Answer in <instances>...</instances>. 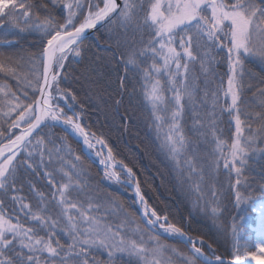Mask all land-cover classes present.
Listing matches in <instances>:
<instances>
[{"label": "snow or ice", "instance_id": "6c2138e0", "mask_svg": "<svg viewBox=\"0 0 264 264\" xmlns=\"http://www.w3.org/2000/svg\"><path fill=\"white\" fill-rule=\"evenodd\" d=\"M5 24L38 33L42 42L38 54L0 51V79L16 81L15 89L0 83V264H264V255L249 250L264 254V76L247 69L264 64V0H0V29ZM101 28L111 62L124 70L120 89L129 73L143 79L160 151L193 212L231 236L227 257L151 207L121 163L143 209L137 220L89 182L81 155L67 143V135L82 138L85 155L95 151L104 176L121 183L111 170L112 149L102 134L86 130L83 113L68 103L77 98L64 86L69 57L82 58L89 30ZM12 45L6 34L0 39V46ZM222 52L227 69L217 79ZM122 103V96L114 99L117 115ZM58 125L65 136L46 131ZM221 161L232 193L228 222L217 187ZM35 176L45 178L48 191Z\"/></svg>", "mask_w": 264, "mask_h": 264}, {"label": "trees", "instance_id": "16d2710c", "mask_svg": "<svg viewBox=\"0 0 264 264\" xmlns=\"http://www.w3.org/2000/svg\"><path fill=\"white\" fill-rule=\"evenodd\" d=\"M12 31V33L6 35V39H25L12 46L16 55H26V49L31 43L32 46L33 44L39 46L36 51L37 54L39 53L41 39L38 33L27 32L23 34L18 33L16 30ZM4 38L5 33H0V39ZM107 38L108 36L103 33L102 29L96 31L84 42V56L79 58L78 61L75 60V62H72L73 58L71 57L69 62L66 63L67 79L64 86L77 98L76 101H71L75 109L83 113L81 117L82 124L86 130L102 134L108 147L112 149L115 161L132 169L135 178L140 182L141 192L151 207L167 212L174 223L188 229L189 235L212 242V234L207 230L209 227L206 221L207 218L205 219L203 214L193 212L186 191L181 190L178 186L170 162L160 151L153 130L149 128L148 122H145L142 102L141 109H139L140 106L137 103L139 96L133 78H128L125 81L126 89H120L118 78L124 75V70L111 62L112 55L110 51H107L109 48ZM220 55L217 56L218 61L221 59ZM219 72V68H217L216 73ZM5 82L15 89V80L8 79L5 81L0 79V83ZM21 92L22 89L18 91V94ZM121 96L123 97V103L119 107V114L117 115V106L114 104V99ZM125 109H127V113H125ZM125 115L130 119H121ZM59 129H53L52 131L59 134V136H65L66 134L60 132ZM67 143L82 155L83 162L87 165L85 170L88 173L89 182L98 188L101 194L107 193L112 198L118 197L126 209L139 220L140 216L137 210L135 209L136 211L132 212L131 209L134 207L131 206L133 205V199L129 195L130 191L123 185H118L122 188L121 190L124 188L127 190H123L124 193L122 194L113 184L105 182L104 177L100 174V168L95 164H90V161L80 152V145L68 135ZM257 164L254 166L258 178L262 171V165L258 166ZM32 179L37 187L40 186L42 190L48 191L43 176H35ZM26 186L23 194L31 197L32 195H30ZM117 201L119 200L117 199ZM33 203H35L34 199ZM6 204L11 209V202L6 201ZM190 212L192 213L191 216L189 215ZM29 223L31 222L29 221ZM63 240L64 238L61 237V242ZM174 246L187 251L178 242Z\"/></svg>", "mask_w": 264, "mask_h": 264}, {"label": "rangeland", "instance_id": "374dc122", "mask_svg": "<svg viewBox=\"0 0 264 264\" xmlns=\"http://www.w3.org/2000/svg\"><path fill=\"white\" fill-rule=\"evenodd\" d=\"M59 12V8L57 7V8H55V9H53V14H57ZM57 18H59V16H57ZM102 29V31H103V33L107 36V32H106V30L105 29H103V28H101ZM12 30H15V29H11L10 27H9V25L8 24H5V26H4V28L3 29H0V33H5L6 35L7 34H9V33H12L13 31ZM11 31V32H10ZM25 33H27V32H25ZM25 33H23V34H25ZM22 38H8V40H11V41H13V45L12 46H15V45H17V43L18 42H21V41H24L25 39H23V40H21ZM108 39V38H107ZM42 42V41H41ZM12 46L11 47H4V46H0V51H6V52H8V53H10V54H15V52H14V48H12ZM17 47V46H16ZM39 48V46H37L36 44H33V46H32V43L31 44H29L28 45V47H27V49H26V54L27 53H36V51H37V49ZM221 59L219 60V63L217 64V65H214V67H215V70L217 69V68H219V73H217V79L219 78V77H221V76H224V73H225V71H226V69H227V64H226V60L224 59V57L226 56V53H221ZM71 57H69V59H70ZM75 60L76 61H78L79 60V58H75ZM150 63V62H149ZM247 69H248V71L249 72H251L255 77H257V78H259V77H261V76H264V64H260V63H252V64H248L247 65ZM131 78H133V80H134V82L136 83V89H137V93H138V96H139V98H138V101H137V103H138V105L140 106V108L139 109H141V102H142V112H145V114H144V116L143 117H145V122L147 121L148 122V124H149V128L151 129V130H153V134L155 135V137H156V133H155V130L153 129V127H152V123H153V118H152V116H151V108H150V106H149V104L144 100V98H143V94H142V85H143V83H144V81H143V79L140 77V76H133L131 73H129V79H131ZM164 79H166V77L164 78ZM225 86H226V79H225ZM21 94V93H20ZM29 94L31 95V93L29 92ZM167 95L169 96V97H171V93L169 92V93H167ZM23 98V97H22ZM61 103V105L62 106H64V101H61L60 102ZM68 103H71V104H73L72 103V101H71V99H70V97H68ZM73 106H74V104H73ZM74 108H75V106H74ZM67 110V109H66ZM76 110V109H75ZM77 111V110H76ZM78 112V111H77ZM187 119V118H186ZM82 122V121H81ZM0 124H3V118L2 117H0ZM191 125H190V122H188L187 124H186V130H187V128H189ZM223 127L225 128V133H226V135H227V131H228V120H227V113H225V120H224V124H223ZM233 127H234V124H233ZM55 129H59V128H55ZM17 130L18 129H15V130H13L15 133L17 132ZM53 129H51V130H46V131H51V132H53L52 131ZM59 130H61V129H59ZM60 132H62V133H64V134H66L64 131H60ZM56 136H58V137H61V136H59V134H55ZM71 138V137H70ZM157 138V137H156ZM72 139V138H71ZM73 140V139H72ZM157 140V139H156ZM157 142L158 143H160V141L159 140H157ZM71 146V145H70ZM80 147V152L86 157V159L87 160H89L88 158H87V156L85 155V153L83 152V150H82V148H81V146H79ZM71 148H72V150H73V152H75L76 154H79V153H77L75 150H74V148L71 146ZM79 150V149H78ZM79 155H81V154H79ZM164 155V154H163ZM82 156V155H81ZM165 156V155H164ZM83 159V158H82ZM84 161V160H83ZM90 161V160H89ZM115 163L117 164V165H119L120 166V163L119 162H117V161H115ZM222 161H221V168H220V171H219V175L217 176V187H218V189L220 190V194H221V200H222V203L227 207V209H228V211H226L225 213H224V220H225V222H228V221H230V216H229V212H231V207H232V193L230 192V190H229V188H230V185H229V175L227 174V170L226 169H224L223 167H222ZM90 164H93L94 165V163L92 162V161H90ZM258 166L259 165H261V164H257ZM256 166V165H255ZM254 165H253V167L256 169V167H255ZM83 167L85 168V167H87V165H85L84 163H83ZM99 171H100V174L104 177V181L105 182H108L109 184H113V186H115L122 194L124 193L123 192V190H125V191H127L126 189H128V188H124L123 190H121L122 188L121 187H118V185L119 184H116V183H114L112 180H109V179H107L105 176H104V171H102L101 169H99ZM117 173H118V175H122L123 173L122 172H120V171H117V170H115ZM233 176H234V173L232 174ZM124 180H127V179H125V178H123ZM33 180V179H32ZM103 181V183H105ZM233 183H234V180L232 181ZM27 187V186H26ZM39 188H40V186H39ZM129 190V189H128ZM130 191V190H129ZM103 193V192H102ZM122 194H120L121 196H122ZM30 195H32L31 193H30ZM102 195H108L107 193H105V194H102ZM129 195L132 197V199H133V194H132V192L130 191V193H129ZM116 196V195H115ZM122 197H124V196H122ZM114 199H118L119 200V202H121L120 201V199L118 198V197H115ZM132 202H133V205H131L132 207H134V208H131L133 211L132 212H134V211H136L137 210V212H138V215L140 216V213H139V209H138V207L135 205V202H134V199L132 200ZM149 204V203H148ZM126 208V207H125ZM136 209V210H135ZM233 215H235V213H232ZM201 215H202V213H201ZM205 219H206V217H205ZM206 221H207V223H208V228H207V230L212 234V237H213V240H212V242H208V241H206V240H204L203 239V241H204V243H205V246H207V245H212V248L213 249H215V251H216V254H218V255H224V256H226L227 257V254L228 253H230L231 252V250H232V247H231V245H232V240H231V236L229 235L228 237H225L224 235H222L218 230H217V228L213 225V223H212V221L211 220H209V219H206ZM200 238V237H199ZM202 239V238H201ZM170 242V241H169ZM241 243H243V241H241ZM183 245V244H182ZM184 247H185V245H183ZM185 249H187L186 247H185ZM205 250L207 251V247L205 248ZM250 251H253V252H255L257 255H264V254H261V253H259V251L257 250V249H255V248H250L249 249ZM250 262V261H249Z\"/></svg>", "mask_w": 264, "mask_h": 264}, {"label": "water", "instance_id": "95a60500", "mask_svg": "<svg viewBox=\"0 0 264 264\" xmlns=\"http://www.w3.org/2000/svg\"><path fill=\"white\" fill-rule=\"evenodd\" d=\"M99 27V26H98ZM92 35L97 31L95 29H92V30H89ZM90 35V36H92ZM89 36V37H90ZM67 109V108H66ZM60 128H62L63 126L62 125H58ZM19 134V133H18ZM73 140H75L82 148L83 152L85 153V147L82 143V138L80 139V142L77 141V138H74L72 135H69ZM2 143V142H1ZM99 147L101 149V146L100 145H96V148ZM103 151V153L106 155L107 153V149H101ZM88 152L90 153V156L89 155H86L87 158L92 161L93 163H95L102 171H104V167L103 165H100L99 164V160L95 157V159H93V154H91V151L88 150ZM95 152V151H94ZM120 170L123 172L124 176L127 178V174H126V171L124 169H122L119 165H116L114 169H111L112 171H115V170ZM115 182V180H113ZM121 185H124L125 187H127L133 194V199H134V202H135V205L138 207L139 209V213H140V216L142 215V212H143V209L140 205V203L135 199V185L134 184H127L126 181H123L121 180V183H119Z\"/></svg>", "mask_w": 264, "mask_h": 264}, {"label": "bare ground", "instance_id": "6f19581e", "mask_svg": "<svg viewBox=\"0 0 264 264\" xmlns=\"http://www.w3.org/2000/svg\"><path fill=\"white\" fill-rule=\"evenodd\" d=\"M97 150H101L99 147L96 148ZM91 151V154H93V159H95V157L99 160L100 157H98L95 152L93 150H90ZM102 151V150H101ZM117 165V164H116ZM249 264H256V261H250Z\"/></svg>", "mask_w": 264, "mask_h": 264}]
</instances>
